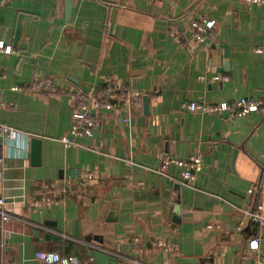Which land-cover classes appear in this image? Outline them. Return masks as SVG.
I'll return each mask as SVG.
<instances>
[{"label": "crops", "instance_id": "obj_1", "mask_svg": "<svg viewBox=\"0 0 264 264\" xmlns=\"http://www.w3.org/2000/svg\"><path fill=\"white\" fill-rule=\"evenodd\" d=\"M203 20L215 24L200 42L194 23ZM0 42L15 50L0 54V124L19 133H0L9 217L0 214V264H43L35 258L42 250L80 264H98L95 250L117 264H264V228L238 230L246 211L261 206L264 215V117L181 108L264 96V57L255 51L264 47V4L14 0L0 3ZM37 81L56 91L13 89ZM107 84L138 96L99 113L93 136L66 148L78 101ZM193 154L203 168L192 184L177 166L161 174L166 159ZM86 174L89 199L30 206L39 183L77 186Z\"/></svg>", "mask_w": 264, "mask_h": 264}, {"label": "built area", "instance_id": "obj_2", "mask_svg": "<svg viewBox=\"0 0 264 264\" xmlns=\"http://www.w3.org/2000/svg\"><path fill=\"white\" fill-rule=\"evenodd\" d=\"M14 0H0V3H11ZM252 4H264V0H243ZM214 21L203 20L200 23H194L196 30V38L200 42L205 41L206 33L213 28ZM257 53L264 57V47L257 48ZM15 53L11 46L0 42V54L9 55ZM219 77H214L218 79ZM226 80V78H224ZM16 91L26 93L30 96L51 95L56 91V88L47 81H37L29 86L15 87ZM138 96L137 93L124 89L122 86L113 84L105 85L97 94L88 95L86 98L78 101L76 109L73 113L74 124L71 127L70 134L61 138V142L66 148L74 146L75 139L82 137H92L95 129L100 127L102 117L99 115L102 111L118 109L126 105H130ZM6 108L16 107L15 104H6ZM183 110L200 112V113H225L228 118H242L252 113H259L264 117V96L260 99L252 100L241 98L234 103H221L219 105L207 106L197 102H183L181 104ZM0 133L4 138L14 140L19 137L18 131L0 124ZM2 159H0V165ZM180 167L181 177L187 184H192L197 175L203 168V158L200 154H193L188 159L181 160L177 158L166 159L161 167V174L170 166ZM92 179V176L86 174L83 181L77 185H64L57 181L42 182L36 186L34 196L29 200L30 206L35 208L37 205L49 207L63 203L66 199L72 197L77 201H85L91 197V193L87 188V181ZM251 192V191H250ZM5 201L0 197V214L4 221H8L9 217L3 211ZM246 224H251L257 228H264V215L261 206H258L254 211H246L241 218L238 230ZM258 241L252 239L249 241V247L256 249ZM164 249L171 250V247L164 243L152 245V250ZM35 258L43 264H80L79 259L73 256L62 255L55 251H37Z\"/></svg>", "mask_w": 264, "mask_h": 264}, {"label": "water", "instance_id": "obj_3", "mask_svg": "<svg viewBox=\"0 0 264 264\" xmlns=\"http://www.w3.org/2000/svg\"><path fill=\"white\" fill-rule=\"evenodd\" d=\"M20 33L19 31L17 32L18 36ZM225 57H228V51L227 48L225 47ZM34 141V140H32ZM34 143V151L39 152V147L37 146V142H33ZM39 145V144H38ZM93 255L95 257V260L97 261L98 264H117L116 258L112 257L111 255L105 253L104 251L101 250H95L93 252ZM178 264H195V261H193L192 259H179Z\"/></svg>", "mask_w": 264, "mask_h": 264}]
</instances>
